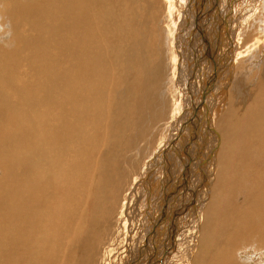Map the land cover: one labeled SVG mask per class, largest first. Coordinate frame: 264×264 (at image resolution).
<instances>
[{
  "label": "bare ground",
  "instance_id": "1",
  "mask_svg": "<svg viewBox=\"0 0 264 264\" xmlns=\"http://www.w3.org/2000/svg\"><path fill=\"white\" fill-rule=\"evenodd\" d=\"M204 1L187 4L180 23L178 54L198 59L183 78L175 0H0V264H264L262 219L246 241L223 245L226 206L211 204L239 155L264 161V66L253 52L264 3L240 7H259L263 25L239 36L236 0L207 3L224 28L204 19ZM113 150L119 181L104 162ZM246 197L264 211V186ZM206 236L220 248L200 245Z\"/></svg>",
  "mask_w": 264,
  "mask_h": 264
},
{
  "label": "rangeland",
  "instance_id": "2",
  "mask_svg": "<svg viewBox=\"0 0 264 264\" xmlns=\"http://www.w3.org/2000/svg\"><path fill=\"white\" fill-rule=\"evenodd\" d=\"M164 1L165 0H159V3H162V4L163 3H166ZM243 1L244 0H236V2H235V4H236L235 10L237 9L235 12H237V13L234 12V14H237V20H238L237 24L235 25V28H238V35L239 36H241V32L242 33L244 32L245 34H247L245 32L246 24H248V25H255L254 24V22H255L259 26L260 25H263V23L262 24H259V22H261L260 21L261 20V15L258 14V12H259V9L258 8L260 7V4L262 5L264 3V0H258V1H255V0H252L251 1L250 0V2H248L249 0H245L246 3L243 2ZM204 2H205V4H207V3L213 4L214 0H212V1L211 0H206ZM242 2H243V4H242ZM251 2H253L252 3L253 5L255 3V5H257L259 7L250 10L251 12L249 11V13L248 14H245V16L242 15L243 13L240 11V9H241L240 7H242V9L244 8L242 10L244 12V10H245V8H247V6L250 5V7H252L251 6L252 4H249ZM187 4H189L190 6L192 4L194 5L195 4V0H193V2L191 0L190 1L189 0H179V1L178 0H175L174 6L172 8L174 10V12L178 16V18H177L178 19V21H177V24L178 25H176V27H174L175 28L174 29V31H175L174 32L175 33L174 34V37L175 36L177 37V38L176 37L174 38V45L176 44V46H177V47L175 46L176 49H174V50H176L177 55H178V57H177V68L179 67L177 73H178V77L183 75L184 76L183 78H187V74H188L187 70L190 72V70H189L190 68L188 69L189 61L192 62V63H194L192 65H194V68H195L196 60H198V59H196L197 56L196 55H193L192 52L190 50H188V49L184 51L185 52L184 55H180V53L178 54V52H179V45L182 44V42H180L181 44L178 42V35L180 33L179 30H181V28H182V27H180V23H181V20L186 15L185 12L188 11V9H187L188 8V5ZM211 4L210 5L207 4L208 6L205 5L203 7V9H201V8H197V9H199V11H207L208 16L204 18L206 21L211 20L213 17H214V19H212V20H215L217 18L218 19L220 18L219 20L217 19V21H219L218 25L221 24V27L224 28L225 23L222 20L223 17H220V16L218 17V15L216 13H215L216 16H214V15H213V17L212 16H209V14L211 15L212 12L214 13L215 10H216L215 8H212ZM244 5H245V7H244ZM176 8H178V9L175 10ZM238 8H239V10H238ZM199 11L195 9L194 12H199ZM221 15H222V13H221ZM254 18L256 20L253 21ZM227 19L225 18V21H227ZM220 22H222V23H220ZM242 25H244V26H242ZM241 26L244 27V29L243 30L241 29V32H240L239 30H240ZM230 29H233V26ZM246 30H248V29H246ZM197 32H199V30ZM223 32H224V30H223ZM246 36H248V35H246ZM148 40L150 41L151 39H147V41ZM149 41H148V43L151 44L152 43L151 42L152 40L150 42ZM163 41H165L164 38H163ZM255 49H256V52H255ZM255 49L253 50V52L257 54L255 56V58L257 60V63H258V61H261V64L263 63V66H264V42H260V45L258 47H256ZM193 51L195 52V50H193ZM164 52H165L164 54H165V57H166L167 61H169L168 58H167L168 57L167 56V54H168L167 46H166ZM193 59H194V62L191 61ZM186 62H187V64H186ZM182 69L184 70V72L182 71ZM263 69H264V67H263ZM223 80H224L223 82L226 81V79H223ZM256 85H257L256 82H254V85H253L252 88L256 87ZM227 91H225V92H227ZM257 91H260V90H257ZM163 92H165V91H163ZM177 92L179 93V90ZM181 92H180V94L178 96H180L182 94V96L184 97L185 96L184 91L182 90ZM167 93H168V89H166V93H164V94H167ZM256 94H257V92H256ZM256 94H254V95L252 94V96L256 97L257 96ZM229 95H230V93L227 94V97L228 98L230 97ZM246 96H248V95H246V94L243 95V97L245 99H246ZM252 96L250 98H252ZM244 98H241L240 101L241 100L243 101ZM248 98H249V96L247 97L246 101H248ZM246 103H250L252 106H254L255 103H256V99H252V100H250L249 102H246ZM183 111H185V108H183ZM183 111L180 113V116L184 113ZM242 116H243V114L240 115V118H242ZM108 118L109 117L107 116L105 118V121L106 120L109 121ZM165 122H166L165 127L167 129V128H169L170 119L166 120ZM253 128L255 130V126ZM166 129L163 130V137L161 135L155 136V140H154L153 143H151V148L148 151L149 154L148 153L147 154L146 153H142V157H141V164H142V166H141V168L140 167L137 168V175H138L139 180L145 174L144 165L151 159V157L152 158L155 157L154 156L155 153L158 152V150L160 149V147L163 146L165 144V142L167 141V139L169 138V134H166V136H165ZM170 129L172 131V126H171ZM129 132H130V130H129ZM129 132H128V134H129ZM257 132L258 133H262L264 135V122L263 121L260 123V125H258ZM245 134L244 135L246 136L247 143H248L250 141V139H251V136L247 132ZM164 136H165V138H164ZM124 139H125V137H124ZM107 140H108V142H107ZM105 142L108 143V144H110L112 142V139L111 138H106L105 139ZM245 144L246 143H244V147L246 146ZM245 148H246V150H248L247 147H245ZM130 153H129L130 155H134L135 151H132ZM115 155H116V152L113 150V152L111 154L112 157L110 156L109 159L108 160H104V162L106 164H109V166H110V172L112 173V177L115 178V179H117L119 181V177L116 174V172H117L116 169L117 168H116V164H115V160L118 159V158ZM124 156H126V155L124 154ZM134 156H136V155H134ZM256 157H258V155H256V156H254V155L252 156L250 154L245 155V156L239 155V165H236L235 161H233V164H230L229 173H228V176L226 177V180H228V184L225 186V183H224V187H221V188H223L225 190L221 195H217V191H218L219 187L222 184L217 183V184L214 185V188L213 189H214V191H216L217 198L214 200V202H215L214 204L211 203L212 206H213V208L216 209V208H220L221 206H224V205L226 206V213L222 214L219 217V219L221 221H223V222L221 224V227L218 228V230H217L218 232H220L222 234L218 238V242L220 243L221 240L224 239L223 240L224 241V244L223 245H225L227 242H229L231 244H232V242H235L236 244H241L244 241H246V239L248 237L245 235V233H247V231H249L250 229H254V228H256L258 226V224L256 222V219H255L256 217H260L259 220L262 219V221L264 222V211L256 212L254 205H252V203L250 204V202H249V201H252L251 198L248 201V197H246L247 194H250L252 191H255L257 189H260V188H262L264 186V184L259 181V179H258L259 176H257V179L255 180L254 175H253V172H254L255 169H256V173L257 174H260L261 172L264 174V161H263V157L262 158H259L258 160H257ZM125 159H126L125 157L123 159V150H122V152H121V160H122V162ZM235 172L238 173L239 176H237V175L235 176ZM242 173H243V176H244V179L243 180H242V177H240V175L242 176ZM139 180L137 181L138 183H135L134 185H137L138 187L141 186ZM153 182H154L153 183L154 184V190L156 191V189L159 186V183L160 182H159V180H154ZM116 185H115V188H116ZM105 195H107V194L103 191V196H105ZM240 207H241V209L238 210V208H240ZM247 211H249V212H247ZM236 213L238 215L239 214L246 213L247 214L246 215V218L244 217L245 220L244 219L236 220L235 219V217L237 216ZM190 217H192V216H190ZM249 218H251V219L249 220ZM189 220H190V218H189ZM253 238L255 239V236H252L251 237V239H253ZM76 239H79L77 241V243H79V245L76 244L75 247H71L72 251H75L78 247L81 248V246H83L85 244V242H86V237L82 233H80L78 235V237H76ZM213 240H215V241L213 242ZM199 243H200V245H204L205 243H207V245H209V246H207L208 249H210L209 248L210 245H214L215 248H218V247L220 248V246H221L220 244H219L220 246L218 244H215V243H217V239H215L213 236H211V237L206 236V237H204L202 239H201V237H199ZM255 244H256V241H255ZM95 246H97V244ZM209 254H207V255H209ZM250 255H254V254H250ZM86 260H87V258H86Z\"/></svg>",
  "mask_w": 264,
  "mask_h": 264
}]
</instances>
